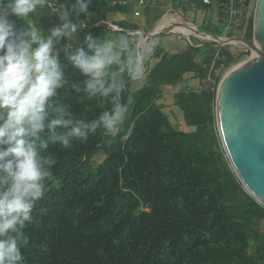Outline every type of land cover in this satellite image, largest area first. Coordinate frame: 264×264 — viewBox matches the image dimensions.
<instances>
[{"label": "trees", "instance_id": "trees-1", "mask_svg": "<svg viewBox=\"0 0 264 264\" xmlns=\"http://www.w3.org/2000/svg\"><path fill=\"white\" fill-rule=\"evenodd\" d=\"M180 1L176 9H189L191 2ZM89 10L95 15L86 32L101 38L127 34L139 42L132 33L140 29L136 23L118 21V30L98 24V16L114 10L110 2L92 0ZM75 19L84 22L83 16ZM225 20L206 19L202 30L222 36ZM252 24L253 17L249 39ZM152 47L144 83L133 88L137 80L131 81L123 94L135 121L128 140L101 129L70 149L50 148L58 180L37 202L46 211L34 212L35 222L26 229L30 243L22 249L23 264H264V206L230 167L216 126L220 79L213 89L207 83L217 50L227 55V66L234 55L227 46L204 43L179 53ZM65 74L63 101L78 115L95 118L97 102H78L70 87L83 77L71 65ZM166 94L192 130L172 124L158 102ZM98 154L102 158L95 160Z\"/></svg>", "mask_w": 264, "mask_h": 264}, {"label": "clouds", "instance_id": "clouds-1", "mask_svg": "<svg viewBox=\"0 0 264 264\" xmlns=\"http://www.w3.org/2000/svg\"><path fill=\"white\" fill-rule=\"evenodd\" d=\"M91 2L0 0V264H23L26 229L34 212L46 211L37 202L58 180L52 146L70 149L101 129L125 141L133 134L123 94L144 75L153 47L127 34L86 32L95 15ZM43 12L59 21L47 33L33 19ZM81 16L84 22L75 19ZM68 65L83 77L70 86L78 102L95 101L101 109L95 118L78 115L63 101Z\"/></svg>", "mask_w": 264, "mask_h": 264}, {"label": "water", "instance_id": "water-1", "mask_svg": "<svg viewBox=\"0 0 264 264\" xmlns=\"http://www.w3.org/2000/svg\"><path fill=\"white\" fill-rule=\"evenodd\" d=\"M251 5V0H244V9L237 16L243 19ZM240 7L238 3L237 8ZM196 32L214 38L206 39L204 44L235 46L236 57H244L223 69L216 92V126L231 169L247 193L264 206V0H255L251 39L248 33L216 36L205 30L196 29ZM132 33L142 37L138 44L143 46V42L154 37L176 32L165 28Z\"/></svg>", "mask_w": 264, "mask_h": 264}, {"label": "crops", "instance_id": "crops-1", "mask_svg": "<svg viewBox=\"0 0 264 264\" xmlns=\"http://www.w3.org/2000/svg\"><path fill=\"white\" fill-rule=\"evenodd\" d=\"M106 1L111 2L112 0H106ZM140 1H142L143 3L140 4ZM179 3H181L180 0H126L125 4L120 3V4L113 6L114 8L113 11L98 16L97 17L98 24L105 23L109 27H112V26H115L114 23L118 21H127L130 23H136L140 27L139 30L145 33L146 31L153 32L155 29H157V27L162 25L161 31H163V29L165 28H170V29H174L173 30L174 32L187 34V36L191 38L190 43L192 44V46H199L203 44L204 42H201L200 39H198V37H201V36H199L196 32V29H199V28L192 21L191 23L194 29H191V30L184 26L182 27L185 30L179 29L178 27L174 26L175 24L178 26H180L179 24H182V23H174L176 21L175 20L176 16L178 17V15L175 13L172 14L171 12V11L181 12L180 10L181 8H178V9L175 8V5H178ZM192 5H194L193 7L199 8L198 14H199V21L201 23L200 30H202L204 21L208 19L207 17L208 9H206L202 4H199V3H195ZM216 12H217L216 17L213 18L214 22L216 20L217 23L223 24L222 22H223L224 15L227 18L226 11L222 8L216 7ZM34 21L37 23L39 27H41L45 31V33H47V31L50 28L54 27L57 24L55 22L54 17L50 16L47 12H43L40 16L34 17ZM184 25L189 26L191 24L189 25L184 24ZM84 34H85L84 32L80 33L78 39H82ZM190 34H193L195 37L192 35L190 36ZM208 35L209 34H204V36H208ZM152 45H155V44L152 43ZM62 48H63V42L59 46L58 50Z\"/></svg>", "mask_w": 264, "mask_h": 264}, {"label": "rangeland", "instance_id": "rangeland-1", "mask_svg": "<svg viewBox=\"0 0 264 264\" xmlns=\"http://www.w3.org/2000/svg\"><path fill=\"white\" fill-rule=\"evenodd\" d=\"M251 2H252V14H253L255 0H251ZM186 6H189V9H187V10L180 9L181 12L171 11L172 14L175 13L178 15V17L176 16V19H175L176 21L174 23H182V24H191L192 25V23H191V21H192L199 29H201V23L199 21V14H198L199 8L193 7L194 5H192V3L191 4L186 3ZM190 6H191V8H190ZM207 12H208V14H207L208 19H212L214 22L213 18L216 17V13H217L216 12V6L215 5L210 6ZM223 21L226 22L225 15L223 17ZM214 23H217V21L215 20ZM174 26L178 27L179 29H184L182 27V25L178 26L175 24ZM222 28L224 29L223 35L230 36L232 34H234V35L240 34L239 28H241V27H240V22L236 21V23H234L233 25L223 26ZM146 33H150V31H146ZM168 35H170V36H168ZM191 35L194 36L193 34H190V36ZM140 39L142 40V37ZM190 39L191 38L189 36H187V34L176 32V33H171V34H167V35L164 34L163 36L160 35V36L154 37L153 39H151L152 41L149 40L146 43L144 42L143 46H146V45L152 46V43L155 45L159 44V45H163L162 48L166 51H169L172 53H179L182 50H184L188 45H191ZM198 39H200L201 42L207 41L206 38H202V37H198ZM227 47L229 48L230 52L235 57L234 61L229 66L235 64L236 62H238L242 58H244L243 56L236 57L238 54V50L235 46H228L227 45ZM188 79H189L190 86H194V83H193L194 81L191 80L189 77H188ZM143 83H144V75L142 76V78H140L139 80H137L134 83L133 88H138ZM158 102H160L164 105V111L169 115V118H170V120L174 126L178 127L181 130H185V131L192 130V128L187 127L186 124L184 123V120H183V117H182L180 110L176 106L171 104V97L168 94H166L165 97L163 99L159 100ZM101 158H102L101 154H98L95 156V160H100Z\"/></svg>", "mask_w": 264, "mask_h": 264}, {"label": "built area", "instance_id": "built-area-1", "mask_svg": "<svg viewBox=\"0 0 264 264\" xmlns=\"http://www.w3.org/2000/svg\"><path fill=\"white\" fill-rule=\"evenodd\" d=\"M186 1H189L192 4L200 3L204 6L215 5L216 7L224 9L227 14V26H231L237 21V22H240V27H241L239 28L240 29L239 35L245 36V34L248 33V23H249V20L253 17L252 5L248 9L243 19H241L240 16H237V13L244 9V7L242 6V3L244 0H186ZM120 3L125 4L126 0H112L110 2V5L113 7ZM142 3L143 2L140 1V4ZM238 3L241 4L240 8L236 7ZM214 47L221 48L223 47V45L214 46ZM227 67H228L227 66V55L221 54L220 49H218L216 56L213 60L212 66H211V71H213V75H209L207 79V83L212 87V89L216 83V79L219 78L221 80V78L223 77V69Z\"/></svg>", "mask_w": 264, "mask_h": 264}, {"label": "bare ground", "instance_id": "bare-ground-1", "mask_svg": "<svg viewBox=\"0 0 264 264\" xmlns=\"http://www.w3.org/2000/svg\"><path fill=\"white\" fill-rule=\"evenodd\" d=\"M171 19V18H170ZM179 19V18H178ZM167 20V19H166ZM180 25H182V26H184V27H186V28H188V29H194V27L192 26V25H189V26H187V25H184V24H180ZM161 29H162V25H160L159 27H157V29H156V31H161ZM199 36H201L202 38H206V39H212V40H214V38L213 37H211L210 35H208V36H204V35H202V34H200V33H197ZM144 43V42H143Z\"/></svg>", "mask_w": 264, "mask_h": 264}]
</instances>
